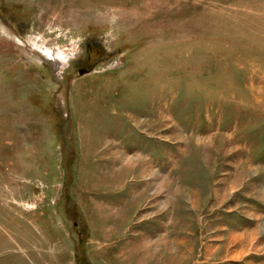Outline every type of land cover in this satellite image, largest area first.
<instances>
[{"label":"rangeland","instance_id":"obj_1","mask_svg":"<svg viewBox=\"0 0 264 264\" xmlns=\"http://www.w3.org/2000/svg\"><path fill=\"white\" fill-rule=\"evenodd\" d=\"M0 264H264V0H0Z\"/></svg>","mask_w":264,"mask_h":264},{"label":"flooded vegetation","instance_id":"obj_2","mask_svg":"<svg viewBox=\"0 0 264 264\" xmlns=\"http://www.w3.org/2000/svg\"><path fill=\"white\" fill-rule=\"evenodd\" d=\"M79 71H81V72H83V73L88 72V70H87L85 67L79 68Z\"/></svg>","mask_w":264,"mask_h":264},{"label":"water","instance_id":"obj_3","mask_svg":"<svg viewBox=\"0 0 264 264\" xmlns=\"http://www.w3.org/2000/svg\"><path fill=\"white\" fill-rule=\"evenodd\" d=\"M79 74H83V72L79 71Z\"/></svg>","mask_w":264,"mask_h":264}]
</instances>
